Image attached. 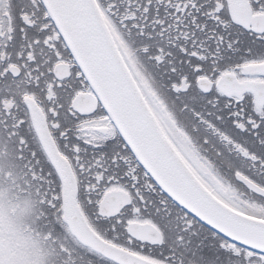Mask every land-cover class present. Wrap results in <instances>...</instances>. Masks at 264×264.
I'll use <instances>...</instances> for the list:
<instances>
[{
  "label": "snow or ice",
  "instance_id": "1",
  "mask_svg": "<svg viewBox=\"0 0 264 264\" xmlns=\"http://www.w3.org/2000/svg\"><path fill=\"white\" fill-rule=\"evenodd\" d=\"M0 264H264V0H0Z\"/></svg>",
  "mask_w": 264,
  "mask_h": 264
},
{
  "label": "flooded vegetation",
  "instance_id": "2",
  "mask_svg": "<svg viewBox=\"0 0 264 264\" xmlns=\"http://www.w3.org/2000/svg\"><path fill=\"white\" fill-rule=\"evenodd\" d=\"M23 199V198H22Z\"/></svg>",
  "mask_w": 264,
  "mask_h": 264
}]
</instances>
